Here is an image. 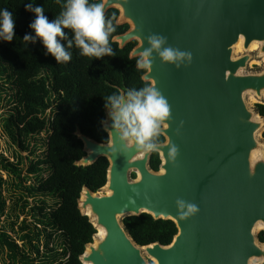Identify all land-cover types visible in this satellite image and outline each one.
<instances>
[{
    "label": "water",
    "instance_id": "water-1",
    "mask_svg": "<svg viewBox=\"0 0 264 264\" xmlns=\"http://www.w3.org/2000/svg\"><path fill=\"white\" fill-rule=\"evenodd\" d=\"M102 2L104 12L116 7L118 23L130 24L113 39L120 46L137 39L131 56H139L149 47L147 37L157 33L193 59L177 68L154 53L151 70L142 76L156 82L172 108L159 170L149 166L152 152L119 150L108 111V142L76 131L86 151L78 164L100 156L109 161L103 191L84 186L80 194L79 208L97 228L80 256L83 264H264V243L256 233L257 223L264 224V141L257 136L264 116L247 100L248 93L263 98L264 68L243 71L253 59V41L260 43L257 56L264 54V0ZM240 39L244 52L234 55ZM173 144L179 148L176 161L168 156ZM178 198L195 203L199 212L182 219ZM142 212L175 221L170 244L135 242L122 218Z\"/></svg>",
    "mask_w": 264,
    "mask_h": 264
},
{
    "label": "trees",
    "instance_id": "trees-1",
    "mask_svg": "<svg viewBox=\"0 0 264 264\" xmlns=\"http://www.w3.org/2000/svg\"><path fill=\"white\" fill-rule=\"evenodd\" d=\"M64 3L0 0V12H12L16 24L14 39L0 40V264H83L80 256L97 228L81 212L80 194L84 186L102 190L109 161L100 156L78 164L86 151L76 131L106 143L104 97L150 84L142 78L146 69L137 66L140 55L131 56L138 41L120 46L113 39L130 28L128 22L118 23L116 7L105 12L116 28L110 37L112 56L87 57L73 43L71 60L57 63L41 40L23 39L35 36L30 28L35 13L27 5L43 6L51 21ZM65 32L67 47L74 34ZM256 111L264 116V103H257ZM160 163L159 153L152 152L150 168L159 170ZM122 221L139 245L170 244L178 231L174 220L147 212ZM257 236L264 241V230Z\"/></svg>",
    "mask_w": 264,
    "mask_h": 264
},
{
    "label": "clouds",
    "instance_id": "clouds-1",
    "mask_svg": "<svg viewBox=\"0 0 264 264\" xmlns=\"http://www.w3.org/2000/svg\"><path fill=\"white\" fill-rule=\"evenodd\" d=\"M104 3H92L91 0H65L63 10L54 20L45 15L43 6L27 5L28 10L35 13V19L30 24L35 36L25 35L24 40L42 41L47 52L55 57L57 63L68 62L72 56L69 48L73 43L87 57L102 58L112 56L110 37L116 28L113 20L104 12ZM15 19L7 9L0 12V40L11 42L15 37ZM65 29L73 32V38H66ZM149 47L140 53L137 66L143 69L152 68L154 53L162 62L174 64L177 68L192 62V53L182 51L168 44V38L162 34L152 33L147 37ZM167 45V46H166ZM108 115L112 121L111 129L119 138V150L127 152L131 148L140 154L159 152L160 137L169 127L172 119V108L168 99L152 81L139 89H130L124 94H112L104 97ZM115 150V149H114ZM168 156L176 161L179 148L171 145ZM180 217L187 218L199 212L195 203L182 198L176 200Z\"/></svg>",
    "mask_w": 264,
    "mask_h": 264
},
{
    "label": "rangeland",
    "instance_id": "rangeland-1",
    "mask_svg": "<svg viewBox=\"0 0 264 264\" xmlns=\"http://www.w3.org/2000/svg\"><path fill=\"white\" fill-rule=\"evenodd\" d=\"M137 40V39H136ZM138 41V40H137ZM251 52H252V54H253V59L251 60V61H254V60H256L257 62H251L250 61V63H249V65L247 66V68H245L243 71H259V70H262L263 68H264V57H263V55H261L260 57L259 56H257V49L256 50H250ZM243 52H244V49H243ZM243 52H239V53H236L235 52V55H239V54H241V53H243ZM252 95H254L253 93H248L247 94V100H248V102H249V105L252 107V108H254L255 110H256V108H257V102H259V101H262L263 103H264V95H263V98H261L260 100H256V101H251V97H252ZM256 113H257V111H256ZM258 114V113H257ZM261 115V114H260ZM262 116V115H261ZM263 131H264V129L263 130H261V135H260V138H261V140L262 141H264V137H263V135H262V133H263ZM1 144H2V146H4L5 144L3 143V141H1ZM101 191H103V190H101ZM264 230V227L263 228H258L257 230H256V233H257V235L261 232V231H263ZM257 261L255 260L254 261V263H256Z\"/></svg>",
    "mask_w": 264,
    "mask_h": 264
},
{
    "label": "bare ground",
    "instance_id": "bare-ground-1",
    "mask_svg": "<svg viewBox=\"0 0 264 264\" xmlns=\"http://www.w3.org/2000/svg\"><path fill=\"white\" fill-rule=\"evenodd\" d=\"M259 46H260V43H259V41H253L250 45H249V47H248V49L249 50H256V49H258L259 48ZM235 50H234V55H235V52L236 53H239V52H243V45H242V40L240 39L239 41H237L236 42V45H235V48H234ZM263 57H264V55H263ZM264 59V58H263ZM255 62H257L256 60H254ZM254 61H251V62H254ZM263 95H264V92H263ZM258 98L255 96V95H252V97H251V101H256ZM262 102V101H261ZM259 114V113H258ZM260 115V114H259ZM259 115H256V117H257V119H260V117H259ZM261 130H263V128L261 129ZM261 130H258V132H257V136L260 138V135H261ZM263 156H264V153L262 154ZM256 156H258V152L256 151V152H254L253 153V157H256ZM88 212V211H87ZM264 227V224L261 222V221H259L258 223H257V229L258 228H263ZM102 228H99V234H102ZM254 261H255V259H252V263L253 264H256V263H254Z\"/></svg>",
    "mask_w": 264,
    "mask_h": 264
},
{
    "label": "flooded vegetation",
    "instance_id": "flooded-vegetation-1",
    "mask_svg": "<svg viewBox=\"0 0 264 264\" xmlns=\"http://www.w3.org/2000/svg\"><path fill=\"white\" fill-rule=\"evenodd\" d=\"M262 103H263V102H262ZM107 111H108V109L106 110L105 118H104V120L102 121V125L104 124L105 120H107ZM103 128H104V125H103ZM104 129H105V128H104ZM105 130H106V129H105ZM106 131H107V130H106ZM108 135H109V134H108ZM78 137H79V136H78ZM108 141H109V138H108ZM108 141H107V142H108ZM158 153H159V152H158ZM159 156H160V155H159ZM160 164H161V163H160ZM259 240H260V239H259ZM260 242H261V243H264V241H261V240H260Z\"/></svg>",
    "mask_w": 264,
    "mask_h": 264
}]
</instances>
